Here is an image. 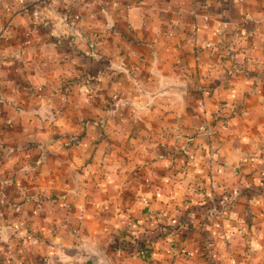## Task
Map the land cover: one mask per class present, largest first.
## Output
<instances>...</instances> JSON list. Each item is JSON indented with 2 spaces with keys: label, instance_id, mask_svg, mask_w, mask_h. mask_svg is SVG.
I'll use <instances>...</instances> for the list:
<instances>
[{
  "label": "crops",
  "instance_id": "crops-1",
  "mask_svg": "<svg viewBox=\"0 0 264 264\" xmlns=\"http://www.w3.org/2000/svg\"><path fill=\"white\" fill-rule=\"evenodd\" d=\"M34 6L0 42V264H264V0Z\"/></svg>",
  "mask_w": 264,
  "mask_h": 264
},
{
  "label": "rangeland",
  "instance_id": "rangeland-1",
  "mask_svg": "<svg viewBox=\"0 0 264 264\" xmlns=\"http://www.w3.org/2000/svg\"><path fill=\"white\" fill-rule=\"evenodd\" d=\"M43 0H0V42H4L6 39H12L16 38L17 34L20 35V37H24V40L27 38L32 37V30L27 29V24L29 23L27 18L29 15H33L34 18L41 23V25L44 27L45 21L50 19V16L47 14H42V6L41 7H36L34 10L33 7H35V4H40ZM33 3V4H32ZM57 3V2H56ZM53 3L54 7H63V4L61 3ZM43 3V7H44ZM41 8V9H40ZM44 10V9H43ZM21 13V16L17 17V22H13L15 16L17 14ZM26 15L25 17H23ZM23 25L24 28H17V26ZM16 27L13 29V27ZM5 46H3L4 51H11V48H15L11 45H7L6 42H4ZM8 49V50H7ZM154 148L156 146H153ZM156 158H153L155 160ZM151 161L150 158H148V162ZM139 163V162H137ZM127 186H125L124 191ZM1 207V204H0ZM203 208V207H201ZM204 209V208H203Z\"/></svg>",
  "mask_w": 264,
  "mask_h": 264
},
{
  "label": "trees",
  "instance_id": "trees-1",
  "mask_svg": "<svg viewBox=\"0 0 264 264\" xmlns=\"http://www.w3.org/2000/svg\"><path fill=\"white\" fill-rule=\"evenodd\" d=\"M216 206L218 208V210L221 208V204L216 202L215 200L213 199H207L203 204H202V207L204 208L203 209V214H204V218L202 220V224H204V226L206 227L207 224H209V215H210V210ZM157 225H155L153 227L152 230H157L158 231V235H164V236H167L168 234H172L173 231H175V229H177L178 227H180V225H175V226H172L170 224H165V223H162V222H158L156 223ZM138 240V238H137Z\"/></svg>",
  "mask_w": 264,
  "mask_h": 264
},
{
  "label": "built area",
  "instance_id": "built-area-1",
  "mask_svg": "<svg viewBox=\"0 0 264 264\" xmlns=\"http://www.w3.org/2000/svg\"><path fill=\"white\" fill-rule=\"evenodd\" d=\"M2 103V100L0 99V104ZM1 106V105H0ZM201 108L203 110H206L205 109V106L202 104L201 105ZM218 151H214L213 154L217 153ZM146 181L148 182L149 179H146ZM7 184V181H3L2 182V186H1V191H0V197H2L3 199L6 198V193H5V186ZM218 215H219V210L216 206H214L211 210H210V215H209V219L210 220H214V219H218ZM225 246L231 250L232 247H233V241L235 240L236 238V235L234 232L232 231H228V230H225L224 228H221V234H220ZM8 247L9 249L12 248V245L11 244H8Z\"/></svg>",
  "mask_w": 264,
  "mask_h": 264
}]
</instances>
